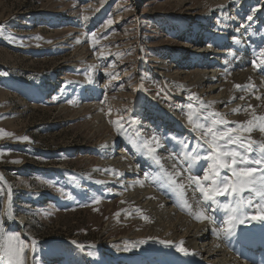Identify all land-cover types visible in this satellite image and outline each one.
<instances>
[{"label": "rangeland", "instance_id": "374dc122", "mask_svg": "<svg viewBox=\"0 0 264 264\" xmlns=\"http://www.w3.org/2000/svg\"><path fill=\"white\" fill-rule=\"evenodd\" d=\"M189 1L198 4L188 9L177 5V0H0L2 264H136L129 259L138 253L146 264H205L203 257L194 263L179 253L174 239L133 235L143 228L133 221L143 222V218L130 215L124 201L128 189L115 186L119 168L109 167L102 148L111 136V142L122 145L115 151L126 146L123 151L132 155L130 161L145 159L159 169L165 164L158 159L160 144L161 152L167 150L168 158L179 161L181 172L195 178L201 174V168L192 171L195 162H203L205 170L212 164L198 158L208 155V146L195 142L203 131L198 126L216 121L219 132L230 131L243 137L244 144L253 145L254 150L246 154L250 161H264L258 145L242 135L246 125L228 121L229 113L208 109L200 89L184 85L183 79L171 74L183 71L179 66L187 58V50L196 48L189 42L191 37L204 38L205 47L218 50L219 44L210 35L223 33L216 26L224 22L217 9L223 5L202 7L206 0ZM223 1L229 18L240 22L238 27L255 25L251 27L262 32L264 0ZM249 39L253 45L258 41ZM208 56L215 58L212 52L204 55L199 50V60L190 61L204 62ZM191 68L187 72L196 70ZM13 69L44 73L48 79L58 76L62 83L48 98ZM97 75L101 89L91 99L92 78ZM83 104L92 110L85 107L77 114ZM176 112L182 117L177 133L169 129ZM96 117L110 130L103 142L94 139L90 127ZM148 122L149 132L141 134L142 127H137ZM170 143L176 146L169 147ZM251 166L259 171L264 164ZM167 169L165 172H177L174 167ZM222 172L230 176L226 170ZM187 183L200 190L192 179ZM10 188L12 202L7 204ZM23 217L30 221L26 229L16 221Z\"/></svg>", "mask_w": 264, "mask_h": 264}, {"label": "bare ground", "instance_id": "6f19581e", "mask_svg": "<svg viewBox=\"0 0 264 264\" xmlns=\"http://www.w3.org/2000/svg\"><path fill=\"white\" fill-rule=\"evenodd\" d=\"M215 3L216 5H223L217 7V9L219 8L220 16H222L224 22L220 25L214 23V25L218 26L219 30L222 29L223 33L219 32L220 34L210 35V37L219 44L218 50H210L215 47H205L206 43L203 42L204 38L201 40L199 38L197 39V37H191L189 42H192L193 46H196L198 50H193L196 48L187 50V58L184 61L181 60L183 63L179 66L183 71L178 70L176 72H171L170 70V72L177 80L178 78H181V80L183 79L182 82H184V85H188L190 88L200 89V94L204 95L206 101H208L203 105L208 107V109L220 110L219 112H221V114L222 111L229 113L228 121L244 126L246 125V129L242 135L253 141L259 147L260 145H264V126L262 125L264 119H261L264 118V45L262 43L264 39V37L262 38L264 29H262V32H259L260 30L258 28L251 27L255 25H250L249 28L238 27L237 24L240 22L236 23V19L231 20V17L229 18L227 13L228 10L224 8L227 6L223 0H206L202 2L201 5L202 7L208 4L212 6V4ZM194 4L196 7L198 3L196 1L191 3L189 0H177V5L188 6V9L195 8ZM247 33L251 34L247 35ZM250 37L258 41L253 45L250 43ZM242 47L251 49L245 48L243 50ZM199 50L204 52V55L210 51V54L212 52L215 58H210V56H208L210 59L204 62L190 61L191 58L193 59L198 55ZM192 64L196 70L187 72L188 69L193 67ZM174 69L175 68H173V70ZM12 71L16 73L19 72L21 75L20 78L22 77L28 81H32L36 88L42 90V95L48 98L50 95H53L51 93H54L62 83V79L58 76H51L48 79L44 73L36 75L26 71H17V69H13ZM172 75L169 74V76ZM97 79L98 75L92 78L93 84L91 83V87L89 85L92 90V93L89 95L90 97L93 95L91 99L95 98L101 89V86L97 83ZM87 84L88 83L85 85L87 86ZM87 98H85V100ZM87 101H85V103H87ZM95 104L98 105V103ZM224 105H227L225 109L222 108ZM86 106L87 105L83 104V107L81 106V109L77 110V114L85 110L84 108ZM93 106L92 104V107ZM92 107H86L88 109L87 111H91ZM96 111L94 110V112ZM181 119V114L176 112V116L171 119V122H173L169 128L171 132L176 131L177 133L176 129L181 127L178 121H182ZM102 121L103 120H98L96 117L92 124L93 127L89 124L93 131V137L98 142H101L102 139L108 135V131L110 132ZM96 122L99 124H95ZM139 127H142L141 134L146 133V128H151L149 122L147 125H140L137 128ZM159 128L166 133L167 130L163 124H159ZM151 134L152 133H150V135ZM135 135V137L138 138V134ZM146 135H148V133ZM109 137L110 138L102 144V148L106 149L105 157L109 158L107 160L109 167L116 166L119 168V172L114 175L116 183V185H114H120V188L123 187L128 189L126 196H124L125 198H123L126 206H128L127 208L131 210L130 215H132V217L141 216L144 219H142L143 222L139 220L133 221L136 227H143L141 231H133V235H146L147 237L164 236L170 238V240L174 239L176 240L173 243L175 249L179 250V253H185L196 263H199V259L203 257L206 259L205 264H264V259H259L255 254L258 252L264 254V211L261 210L264 209V198L257 195L255 192L245 189V192L249 193L247 196L240 192L232 195L213 194L215 196L214 199H205L204 194L200 190L195 191L193 187H187V185H190L187 183L190 176H187L186 172L180 171L178 165L179 161L168 158L167 150L161 152L160 144L158 146L159 153L157 155H159L158 159L161 157L165 161V164L161 168L156 169L158 165H154V163L150 164L151 161L145 162V159L139 161L140 163L130 161L129 157L132 155L128 153L129 155L127 154L126 156L127 151H123L127 148L126 146L125 148H121L120 151L118 150L119 152L115 151L121 144L117 145L116 142H111L110 139H112V137ZM153 137L154 136H152L151 139H153ZM128 138L134 141L131 137ZM144 141L146 140L144 139ZM195 142L208 146L201 138L195 140ZM174 145L175 144L170 143L168 146L173 147ZM138 152L140 151L135 148L136 155H138ZM190 155L189 153V159ZM179 156H182V151H179ZM195 163L196 165L192 167V171L196 173V171H199L201 168V174L197 177H201L202 179L206 165L203 166V162L198 163V161ZM168 167H174V171L177 172H165V170H168ZM102 171L104 172V170ZM96 172L100 173V171L97 170ZM222 174L229 175L225 172H222ZM109 175L111 174L109 173ZM109 182H112V179ZM209 183L210 182H204L205 187H208ZM259 183L260 180L258 179L257 184L259 185ZM258 190L260 189L258 188ZM243 197L249 198V200H241L240 198ZM7 199V203L10 202V196ZM198 216L199 218H197ZM16 221L21 223L24 229L30 225V221L25 217L20 220L16 218ZM135 237H133V239ZM181 248L187 251H181ZM135 250L138 251L139 249L136 248ZM153 252L159 254L158 251L153 250ZM127 257L129 258L130 256ZM127 257L124 256V258ZM142 258L143 255L138 253L129 260L136 264H146L145 260L140 261Z\"/></svg>", "mask_w": 264, "mask_h": 264}, {"label": "snow or ice", "instance_id": "6c2138e0", "mask_svg": "<svg viewBox=\"0 0 264 264\" xmlns=\"http://www.w3.org/2000/svg\"><path fill=\"white\" fill-rule=\"evenodd\" d=\"M189 119L191 122V117ZM221 123L226 124L227 122L221 121ZM216 124V121H212L207 127L204 124L198 126L203 130L201 139L208 145V155L198 158L211 160L212 164L210 169L204 170L202 179L201 177H195L194 179L190 177V179L199 187L205 199H214L213 194H238L245 189L264 198V167L257 171L256 168L251 166L252 164H264V161H250L246 154L254 150L253 145L244 144L243 137L235 136L230 131L219 132L216 129ZM195 130L196 128H193V131ZM24 139H27V137ZM259 150L261 155L264 156V145H260ZM224 170L230 173V176L222 175ZM258 178L260 180L259 185L257 184ZM204 182H210L209 186L205 187ZM261 210L264 211V209ZM180 250L187 251L183 248ZM4 255H8V253L5 252ZM0 264H2V259H0Z\"/></svg>", "mask_w": 264, "mask_h": 264}, {"label": "water", "instance_id": "95a60500", "mask_svg": "<svg viewBox=\"0 0 264 264\" xmlns=\"http://www.w3.org/2000/svg\"><path fill=\"white\" fill-rule=\"evenodd\" d=\"M0 174H1L2 176H4V173H3L2 170H0ZM5 179H6V177H5ZM6 181H7V180H6ZM7 182H8V181H7ZM9 195H10V197L12 198V190H11V188L9 189ZM8 197H9V196H8ZM10 202H11V199H10ZM10 202L7 203V201H6L7 204H10Z\"/></svg>", "mask_w": 264, "mask_h": 264}]
</instances>
